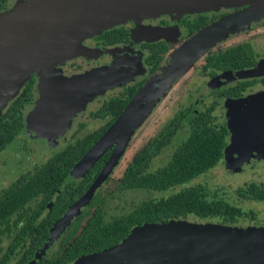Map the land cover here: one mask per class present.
Wrapping results in <instances>:
<instances>
[{
  "label": "rangeland",
  "instance_id": "obj_1",
  "mask_svg": "<svg viewBox=\"0 0 264 264\" xmlns=\"http://www.w3.org/2000/svg\"><path fill=\"white\" fill-rule=\"evenodd\" d=\"M21 1L25 0H5L0 12L14 7L21 3ZM246 5V2H242L237 6ZM231 7L235 6L232 5ZM217 8L218 5L196 11L190 10L187 11L186 14L191 15L194 14V12L202 10L215 11ZM184 13L185 12L174 13V15L169 17L176 21L175 19ZM262 33H264V12L256 13L253 18L245 19L238 24H233L230 29L222 32L216 38H213L212 43L208 46L206 45L202 53L193 58L163 91L161 90L162 87L160 85L163 76L161 78L158 77L155 82L154 75L162 71L163 65H165L166 60L169 57L168 55H170L174 49L179 47L182 42L187 39V36L169 42V48L163 56L162 63L152 74L146 76L143 84L136 93V97L138 98L136 103H134L129 110L127 109V112L121 116L117 123L109 128L107 135H105V145L113 142L115 143V146H117L125 129H127L128 125L131 123L134 110L138 109L140 104L143 105L145 103L144 100L148 99L150 101L151 98L154 99L153 105L150 109L146 111L145 115L140 118L138 123L134 125L129 132L115 161L108 166V170L104 173L103 177L100 178L91 189L88 197L92 193V202L87 203V205L81 208L82 215L87 213L90 209L89 207L92 206L103 194L105 198L103 204L104 214L105 216H109L127 210L132 204L138 202L140 199L164 196L181 186L200 183L205 189V198L207 200L220 198L229 204L238 206L242 211V214L238 215L234 222L227 224L220 222L215 216L202 218L188 213L185 217L169 219L172 220V224L175 223L181 226L186 225L187 227L190 225H210L216 227L219 231L227 226L230 230L234 229L243 234H253L254 238L263 237L256 235H264V201L246 198L240 196V194L236 192V188L239 186L243 187V184L246 181H251L256 185L261 184L264 189V144H248L241 135V130L236 121L239 114L250 105L257 101L264 100V87L258 84L248 88V90L239 97L217 98L216 108L213 113H215L218 122L225 123L227 134L224 138L225 145L222 150V155L213 166L196 175L184 184H177L164 190H147L142 188H131L120 191L114 190V186L121 175L126 162L130 159L132 154L156 132L168 116L189 101L194 103L195 109H199V107H202L203 104H207L211 100L209 92L212 88L229 81L231 82L234 78L239 77L237 75L230 76L222 74L218 76V78H208L200 73L198 67L203 53L210 49L212 45V48L214 49L227 43L245 39H250L257 50ZM200 36L197 38V41ZM214 40H219L220 43L215 45ZM79 45L85 50L84 53L72 55L62 61L52 63V66L56 69L54 71L55 77L53 80L44 78L40 76L39 73L32 72L36 79L34 85L36 98L33 108L30 109L26 116L27 124L29 123V117H35L38 113L36 112L34 116H32L34 109L38 106L40 109H43L48 105V102L45 100L46 93L50 92L54 95L55 92H52L54 88L58 87V85H67L66 90L63 89L61 93L62 98L55 101V108H57V110H53L55 112H58L59 110L62 115L65 114V124L61 125L62 127L59 131L66 130L71 126L69 130H66L67 133L64 135L67 136L73 131L72 129H74L76 123L82 121L83 128L79 133H83L99 124L97 119L88 115V111L93 110L100 99L115 92L119 86L118 84L123 82L126 83L134 76L138 77L145 73V70H143V66L140 63V56L136 53V56H133V58L135 57V67L132 70L126 71L125 73H114V75L104 74V71L101 72L102 68L104 69V67L108 66V63L110 62L113 63L118 61L119 57L117 60H111L110 62H108V57H101L102 59L90 58L92 55L89 54H93L92 52L95 51V48L85 45L83 38L79 40ZM102 49L104 51H110L108 48H101V50ZM131 50L133 51L134 49ZM125 58L127 60V57L120 58V60ZM181 58L182 55L176 57L174 63L179 64ZM263 73L264 57H260L258 58V63L255 68L247 70V72L242 73L240 76L258 77ZM95 75V80L92 82L91 78H94ZM114 76H116V78ZM102 79H106L107 81L110 79L111 81L98 87L93 86L95 83L98 84ZM54 83L59 84L55 85ZM151 85L154 89L147 90L148 86ZM151 91H158V93L151 94ZM53 97L54 96H52V98ZM59 100L62 106L58 104L57 101ZM71 100L74 101V104L72 103L73 105H68L67 102H70ZM42 118L46 117L43 116ZM43 131V136H47L46 139H48L47 145L40 146L43 143L41 141L42 139L37 140L40 143V145L36 144L37 151L35 152L32 150L30 158L25 161H18L15 156L12 155V149H14L18 152L17 154L20 153V156H22V151H20L15 145V139L9 141L5 145L4 149H8H3L4 151L0 153V187L13 179L17 174V170L19 169L20 171L21 166L29 168L31 165L37 164L42 161L53 148L61 144L62 141L58 139L55 141L52 135L49 136L46 133V130ZM185 134V128L179 129L174 134L169 145L163 148L159 154L150 160L148 168L153 169L162 164L168 158L170 150L184 138ZM85 163L86 160L84 159L77 167H75V171L80 170ZM78 204L80 203H76L74 206H77ZM69 212L70 210H68V213ZM64 217L65 219H68V221L65 223L60 222L62 219L56 221L47 243L42 248V253L45 256H53L60 245L78 230L83 221V219L76 217L71 218L70 214ZM169 224L168 226H132L129 230V234L123 239V241L118 242V244L111 249L99 252L97 255L76 258L71 261L70 264H198L201 260L204 261L200 255L202 252V249L200 248H189V246H184L183 248H154V245L158 241H163V239L176 231L173 230V226H169ZM3 243L4 238L0 235V246H2ZM214 262L215 261L211 259L208 264H213ZM220 263L228 264L227 262L221 261L219 264Z\"/></svg>",
  "mask_w": 264,
  "mask_h": 264
},
{
  "label": "trees",
  "instance_id": "obj_2",
  "mask_svg": "<svg viewBox=\"0 0 264 264\" xmlns=\"http://www.w3.org/2000/svg\"><path fill=\"white\" fill-rule=\"evenodd\" d=\"M4 1L0 0V9ZM204 18L197 15L191 20L184 21V24L188 31H193L205 22ZM165 50L164 43L150 46L147 62L151 64L152 69ZM262 51L264 53V43ZM252 63L253 53L246 43L207 52L203 57V68L208 74H213L217 69L236 68ZM30 82L31 77H28L19 92L8 101L0 113V148L13 137L21 125L19 109L30 97ZM250 82L251 80L240 81L218 90L217 93L235 96L239 88ZM260 82L264 84V77ZM137 86L138 84L127 88L124 98L111 97L104 101L93 114L109 117L107 120L111 121L137 91L138 88L132 93ZM213 104L210 103L195 113L188 107L181 108L170 116L125 164L116 190L124 188L164 190L177 184H184L213 166L222 155L226 134L223 125L212 123ZM182 121L187 123L184 138L170 150L168 158L162 164L149 169L150 160L169 145L174 134L180 129ZM105 128V125L99 127L75 143L65 145L38 166L32 174L20 177L0 192V225L6 222L5 218L19 206L35 198L30 214L26 219H22L20 227L15 229L13 236L1 250L0 264H5L11 257L13 260L10 264H68L79 256L95 253L116 244L127 235L132 226L144 222L161 223L191 213L202 218L215 216L220 222L230 224L242 214L238 206L220 198L207 200L202 184H188L164 196L140 199L127 210L107 218L104 217L103 207L99 203L80 230L66 240L53 257L39 255L34 258L33 251L46 239L52 223L56 220L54 218L68 202L90 188L93 179L99 175L100 163L111 152L110 148L103 150L104 152L96 157V161L81 177L71 176L70 168L86 153ZM243 185L236 188L240 196L264 200V191L262 192L253 182L248 181ZM49 199L50 207L41 212Z\"/></svg>",
  "mask_w": 264,
  "mask_h": 264
},
{
  "label": "water",
  "instance_id": "obj_3",
  "mask_svg": "<svg viewBox=\"0 0 264 264\" xmlns=\"http://www.w3.org/2000/svg\"><path fill=\"white\" fill-rule=\"evenodd\" d=\"M246 2L247 5L236 13H232L220 19L216 24L207 25L191 34L182 44L174 49L163 65L162 71L154 75V81L158 77L163 79L160 82L161 90H165L173 81L176 75L195 57L202 53L205 46L212 43V39L222 32L231 28L236 22L253 18L259 12H264V0H25L14 7L0 12V112L8 100L18 91L22 83L33 73H39L44 78L54 79L56 70L52 63L62 61L72 55L82 54L85 50L79 45V40L100 30L122 21L125 18L136 16L154 15L158 13H181L190 10L196 11L207 9L216 5H235ZM149 27V26H145ZM165 30L164 34H156L153 37L163 36L164 38L176 33L175 28L151 27ZM204 34V35H202ZM201 35V36H200ZM200 36L199 40L197 38ZM147 40L149 37H142ZM195 42V44H194ZM182 55L179 64L174 63L176 57ZM122 66H109L102 68L104 74L114 75L116 69H123ZM91 78L93 82L95 80ZM114 78V77H113ZM159 78V79H160ZM113 80V79H112ZM108 81L102 79L95 83V87L107 84ZM67 86L56 87L55 92L58 100L61 93ZM141 87V86H140ZM132 95L125 107L114 119L112 124L101 134L96 142L86 151L81 161L86 160L88 166L104 149V138L109 128L120 120L127 109L129 110L138 100L136 93ZM53 89V87H52ZM51 89V90H52ZM154 89L148 86L147 90ZM158 91H151V94ZM135 98V99H134ZM137 98V99H136ZM134 99V100H133ZM132 100V101H131ZM153 100V101H152ZM131 101V102H130ZM48 103L51 101H47ZM61 105L60 101H57ZM138 109L134 110L131 123L118 143L114 147L107 162L102 168L93 187L104 173L108 166L112 164L120 153L129 132L146 111L153 105L154 99L144 100ZM74 101L67 104L73 105ZM62 106V105H61ZM36 112H48L38 106L33 110L32 116ZM58 113L60 111L58 110ZM61 114V113H60ZM64 114V112H63ZM33 117H29V122H33ZM237 123L241 130V135L246 142L251 145L264 144V100L257 101L250 105L237 117ZM40 129H53L44 118L39 121ZM91 192L88 190L85 198ZM84 198V199H85ZM68 219H62L65 223ZM172 220L161 223L144 222L140 226H168ZM173 223V222H172ZM169 224L176 230L167 236L163 241H158L154 248H200V253L204 261L198 264H208L209 260H214L213 264L227 262L228 264H264V235L261 238H254L253 234H243L237 230H230L225 226L221 231L210 225L181 226ZM56 224V222H55ZM54 224V225H55ZM53 225V226H54ZM53 228V227H52ZM51 228V232H52ZM226 230V231H225ZM129 234V231L127 235ZM262 234V233H261ZM126 235V236H127ZM125 236V237H126ZM124 237V238H125ZM122 238L120 241H123ZM118 242L116 244H118ZM116 244L106 247L98 252L82 256L89 257L97 255L99 252L111 249ZM196 253V252H195ZM191 255V254H189ZM200 257V259H201ZM169 264V263H164ZM222 264V263H220Z\"/></svg>",
  "mask_w": 264,
  "mask_h": 264
},
{
  "label": "flooded vegetation",
  "instance_id": "obj_4",
  "mask_svg": "<svg viewBox=\"0 0 264 264\" xmlns=\"http://www.w3.org/2000/svg\"><path fill=\"white\" fill-rule=\"evenodd\" d=\"M237 5L238 4H235L234 5L235 7H231L232 5H228L229 7L228 6H223V5H218L217 10H215V11L202 10V11L194 12V14H191V15H188V14H186L187 12H185L184 14L179 16L177 19H175L176 21H174V19H171L169 17L171 15H174V12H170V13L161 12V13L154 14V15H145V16H136V17H133V18H125L124 20L116 22L115 24H113L111 26H108V27L100 30L99 32H97L95 34L87 35V36H85V38L83 37V42H84L85 45H87L88 47L95 48L94 49L95 51L92 52L93 54H89V55H92V56H90V58H92V57L93 58L108 57V59H109L108 62H110L111 60L112 61L113 60H117L118 57H119L118 61H115L113 63L110 62V63H108V66H106V67H109V66L112 65V66H116V67L117 66L124 67L123 69H116L115 70L116 71L115 74L116 73H120V72L121 73H125L126 71L132 70L135 67V64H134L135 57L133 58V56H136V53L140 56V63L143 66V70H145V73L143 75L138 76V77L134 76L133 78H131L126 83L123 82L121 84H118L119 86L117 87L115 92H113L112 94L107 95L106 97L100 99V101L94 107V109L88 111V115L94 117L95 119H97L99 121V124L97 126L93 127L92 129H89V130H87V131H85L83 133H79L82 130V128H83V122L82 121H78L76 123V126L74 127V129H72L73 131L70 132V134L67 135V136H64V135L67 133L66 130L67 129L69 130L71 126H69L66 130H60L59 131V129L62 127L61 125L65 124L64 123L65 122V114L62 115V114H60L58 112L53 111V110H57V108H55L56 107V102H55L56 101L55 100L56 94L52 95L50 92L46 93V97H45L46 99L45 100L46 101H51V103L49 102L48 105L45 108H43L45 110H48V112H42V113L38 112L37 115L35 117H33V122H29L27 124L26 116H27L28 112L30 111V109L33 108V105H34V102H35V98H36L35 90H34V85H35L36 79H35V76L31 73L28 76V77H31L30 89H29L30 97H29L28 100H26L22 104V106L19 109V111H20L19 116H20L21 125L19 126L18 130L15 132L13 137L9 140V141H11V140L15 139V142H16L15 145L17 146V148L20 151H22V156H20V153L17 154L18 152H16L14 149H12V151H13L12 155L15 156L16 160H18V161H25L26 159L30 158V154H31L32 150H34L35 152L37 151V148H36L37 145L36 144L40 145L39 141H37V140L42 139L41 141L43 143L40 146L47 145V143H48L47 142L48 139H46L47 136L46 137L43 136V132L44 131L42 129H40V125H39V121H40V119L43 116H45L47 118V119L46 118H44V119L47 122H49L52 126H56L53 129H47L46 133L49 136L52 135V137L55 139V141H57V139H58V140H60L62 142L57 147L53 148L49 152V154L42 161L38 162L37 164L31 165V167H29V168H24L23 166H21L20 171H19V169L17 170V174L15 175V177L13 179H11L10 181H8L5 185L0 187V192L2 190H4L9 184H11L14 181L18 180L20 177L28 176V175L32 174L36 170V168L38 166H40L42 163H44L53 153H55L58 150L62 149L65 145L75 143L77 140L82 139V137H84L88 132H91V131L99 128V127L104 126V125L106 127L104 129V131H105L112 124L114 119L119 114L117 116L113 117V119L111 121H109V122L107 120L109 117H105L104 118L102 116H98L96 114H93V112L95 110H97L104 101L109 100V98H111V97L112 98L113 97L124 98L125 94H127L126 93L127 88H129L131 85L138 84V86L132 92V93H134L136 91V89L139 88L143 84L146 76L152 74L159 67V65L162 63L163 56L168 51L169 42L175 41L176 39L183 38L184 36H187L186 38H188L191 34H193L194 32L198 31L199 29H201V28H203V27H205L207 25H211V24H214V23L216 24V22H219L220 19H222L223 17H225L227 15H230L232 13H236L239 10H241L242 8L245 7V6H237ZM197 15L204 16L205 17L204 18L205 22L201 26L196 28V30L188 31L186 25L184 24V21H186L187 19L191 20ZM236 23H239V22H236ZM145 26H149V27H145ZM156 26L157 27H162V28L163 27L175 28L176 33L173 34V35L167 36L165 38L163 36L153 37L156 34H164V33H166L165 30H163V29L151 28V27H156ZM142 37H149V38L147 40H145ZM218 41H215V45L220 43V41L219 42ZM159 43H164L165 46H166V50H165V52H163L161 54L160 59L158 60V62L155 64V66L152 69L151 68V64L147 62V58H148V56L150 54V46L151 45H158ZM241 43H246L251 48L252 53H253V63L252 64L243 65V66L236 67V68L217 69V70H215L213 72V74H208L206 72L207 70L205 68H203V57H204V55L207 52L218 51L220 49H224V48L233 46L235 44H241ZM263 43H264V33L261 34V38L259 40V45H258V49H257L258 51L254 47V44H253V42L250 39L239 40V41H236V42L227 43L225 45L216 47L214 49L212 48L213 47V45H212L211 48L208 49L207 51H205L203 53V55L201 56V62L199 64L198 71L200 73H202L203 75L207 76L208 78H218V76H220L222 74H224V75L227 74V75H230V76L237 75L239 77L234 78L231 82L229 81L227 83H223L222 85H217L216 87L212 88L210 90V92H209L211 100L207 104H203L202 107H199V109H195L194 103L192 101H189L187 104L177 108V110L175 112H177L181 108L188 107L191 112L195 113L198 110L203 109L208 104L214 103L213 104L214 105L213 109L211 111V114L213 116L212 123L223 125L225 127V129H226V134H227V128L225 126V123L224 122H218L216 120L215 113H213V111L216 108L217 98H236V97H239L242 94H244L248 90V88H251L252 86L257 85V84L262 86V87H264V84L260 82L261 78L264 77V73L261 76H258V77H255V76H250V77L249 76H242L241 77L240 76L242 73L247 72V70L255 68L256 64L258 63V58H260V57L263 58L264 57V53L262 51ZM101 48H108V49H110V51L109 50L104 51L103 49L101 50ZM131 49H134V50L132 51ZM123 57H127V60H126V58L120 60V58H123ZM114 58H116V59H114ZM103 61H105V60H103ZM53 76H55V75H53ZM114 77L116 78V76H114ZM244 80H251V82L249 84H247L246 86H244L243 88H239V90H238V92H237V94L235 96H233V95H223V94L217 93L218 90H222V89L228 88V87H230L232 85H235L237 82L244 81ZM54 84L57 85L59 83H54ZM21 86L19 87L17 93L19 92ZM65 86H67V85H65ZM58 87H63V86L62 85H58ZM49 93H50V95H49ZM51 95L54 96V97L52 98ZM8 101L6 102V104L1 109V112L7 106ZM50 104H51V106H50ZM52 112H55V113H52ZM175 112H173L170 116H172ZM170 116H168L163 121V123ZM163 123L159 126V128L163 125ZM57 126H60V127H57ZM183 128L187 129V123L185 121H182L181 125H180V129H183ZM101 134L97 137V139L101 136ZM224 138H225V136H224ZM96 140L92 143V145L96 142ZM224 141H225V139H224ZM145 142L141 145V147L145 144ZM5 145L0 148V153L2 151H4V150L8 149V148L4 149ZM114 147H115V143H113V142L107 144L104 147V149H103L104 151L107 150L108 148H110L111 152H109L107 154L106 159H104L100 163V166H99V170L100 171L98 170L99 173L101 172L102 168L104 167L105 163L107 162V160H108L110 154L112 153ZM9 149H11V148H9ZM138 150H136V151H138ZM222 150H223V148H222ZM133 154H132V156H133ZM131 157H130V159H131ZM81 158H83V156ZM81 158L78 160V162L73 167L70 168V175L73 176V177H81L82 174L85 173L88 170V168H90V166L96 161V159L98 157L95 158L88 166L84 165L80 170L75 171V167H77L80 164ZM10 159H11V157H10ZM118 180H119V178H118ZM118 180H117V182H118ZM94 182H95V179H93V183ZM117 182H116V184H117ZM246 182H248V181H246ZM246 182H244V183H246ZM116 184L114 186V190L117 189L116 188ZM257 187L260 188V190L262 192L264 191V189H263L261 184L257 185ZM90 188L92 189L93 187L90 186ZM90 188L85 189L82 194L77 195L73 200L68 202L64 206L62 211L59 213V215L54 218L56 220L54 221V223H52V226L49 229V233L46 236V239L41 243V246L38 249H35L33 251V257L34 258L38 257L39 255L45 256L42 253V248L47 243V241H48V239H49V237L51 235V228L53 227V225L55 224V222L57 220L63 219V218L65 219L64 216H67L68 214H70L71 218H75L76 217V218H79V219H83V221H82L80 227L78 228V230L76 232H74L67 239V240H69L74 234H76L80 230L82 224L85 222L86 219L89 218V216L91 215V212L94 210V208L99 203L103 207L104 200H105L104 194L92 206L89 207L90 209L88 210L87 213H84V215H82V209L81 208H83L85 205H87V203L92 202V199H91L92 193H91V195L89 197L85 198V196H86V194H87V192H88V190ZM125 189H131V188H124L122 190H125ZM57 191L58 190L56 189V192ZM116 191H120V190H116ZM80 200H81V202H80ZM257 200H262V199H257ZM262 201H264V200H262ZM76 203H80V204H78L79 206L78 205L74 206ZM34 204H35V198L29 200L28 202L23 203L21 206H19V208L16 211L12 212L11 214H9L5 218V219H7L6 222H4V223H2L0 225V235L4 238V243H3L2 246H0V253H1V250L5 247V244L7 243L9 238L13 236V234L15 232V229L16 228L18 229L20 227L22 219H26V217L30 214V209L34 206ZM50 205H51V199H49L47 202H45V204H44L45 207L43 208V210L41 212L46 211V209L48 207H50ZM68 210H70L69 213H68ZM103 212H104V207H103ZM103 215H104L105 218L108 217V216H105L104 213H103ZM65 242L66 241H64L60 245L59 248H61V246ZM20 246H19V248H20ZM55 253H54V255H55ZM53 256H51V257H53ZM46 257H48V256H46ZM79 257H82V256H79ZM79 257H77V258H79ZM48 258H50V257H48ZM75 259H72L71 261H73ZM12 260H13L12 257L9 258L6 261L5 264H10L12 262ZM70 262H68V264H70Z\"/></svg>",
  "mask_w": 264,
  "mask_h": 264
}]
</instances>
